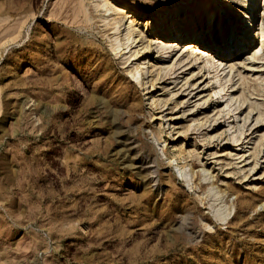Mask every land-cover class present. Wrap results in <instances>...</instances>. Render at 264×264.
I'll return each instance as SVG.
<instances>
[{
  "label": "rangeland",
  "instance_id": "1",
  "mask_svg": "<svg viewBox=\"0 0 264 264\" xmlns=\"http://www.w3.org/2000/svg\"><path fill=\"white\" fill-rule=\"evenodd\" d=\"M81 1L0 0V264H264L257 3L241 60L259 58L217 78L193 56L161 61L152 47L164 37L145 28L132 45L136 60H149L153 74L179 68L146 95L145 85L130 81L137 61L115 54L116 36ZM114 1L139 11V25L153 18L158 29H206L197 37L199 61L215 54L211 47L235 56L220 48L221 35L250 16V6L235 11L240 0ZM193 38L179 43L187 48ZM221 84L226 97L216 106L212 91ZM183 144L191 172L212 176L201 189L190 188L169 157Z\"/></svg>",
  "mask_w": 264,
  "mask_h": 264
},
{
  "label": "bare ground",
  "instance_id": "2",
  "mask_svg": "<svg viewBox=\"0 0 264 264\" xmlns=\"http://www.w3.org/2000/svg\"><path fill=\"white\" fill-rule=\"evenodd\" d=\"M261 2H262V0H240V2H239L240 4L235 5V11H237V12L241 11L240 10L241 6H245V7L250 6V8H249L250 10L248 12H246V14L250 15L249 18L242 23L241 22H238V23L235 22L231 27H229L226 30V33L221 35L223 44H220V48L225 49V50H231V51H233L234 54L237 53L235 56H232L233 54H231V53H229V55H222L223 52L222 53L219 52L218 54H216L218 51L215 48L211 47L212 51H214L215 54L214 55H208V57H206L205 60L199 61L201 56L199 55L200 56L199 57L198 54H195V53L199 52V51L197 52L198 48H200L199 44L201 43L199 41V39L204 38L206 29H201V30L181 29L178 26H173V28L165 27L164 29H158L155 27V21L153 20V18H148V19H146L147 20L146 24H142V25L140 24L139 25V18L141 17L140 13L137 10L130 9L129 5L122 4V3L117 4V3H115L114 0H82L81 1L85 10L87 12H89L90 8H92L93 11L96 13V15L100 18V21H102V23H103L102 26L106 30L112 31L113 35L116 36V38L114 39L115 40L114 44H113L114 51H115L116 55H120V57L125 58V60H124L125 63H128L132 57H133L132 59H135V60L140 57L139 56L140 50L132 51V45L135 42L139 41L140 38H142V36L144 35V32H145L144 31L145 28L151 26L152 35L154 34V38L156 40H159V38H156L158 36L155 37L156 34L157 35L161 34V36L164 37L163 38L164 42L161 41L162 43H159L154 48L152 47L153 51L158 52V54L160 55L159 58L161 59V61L164 62L165 60L173 57L174 55H177V56L179 55L178 61L181 62V61H183V59L185 57L191 58V56H193L192 59L195 60L196 64L199 63L198 68L199 67L200 68L206 67L209 64H210L211 68H215L216 71H218L217 75L215 76L216 78L219 77V73L225 72L227 68H229L228 73L230 74V72L232 70L239 68L238 65L245 63L246 60H248V59L255 60V59L259 58L258 53L254 52L251 57L244 58V61L241 60L242 53L244 51H247L250 47V45L249 44L247 45V43L250 42V40L252 43V40H253V36H252L253 33L250 30V28L254 25L255 19L252 15V11L255 9V3H257L256 7L259 10L258 18L260 20V17H261V19H262L261 24L262 25L264 24V7H263L264 3H263V6L261 7ZM228 3H230V2H228ZM256 19H257V16H256ZM168 33H172V35H168ZM194 34L196 35V37ZM225 36L227 37V40L223 39ZM192 37H194L193 40L196 39V42L188 43L187 48H185L183 45L182 46L180 45L181 44V43H179L180 41H185L186 39H189ZM167 38H168V40H166ZM155 39L150 38V41L148 40V45L145 48V52H146V49H148L151 46L152 41ZM263 40H264V35H263ZM122 41H125V42L122 43ZM146 41L147 40H145V42ZM235 46H236V48H235ZM128 48H130L129 51H127ZM199 50L202 51V49H199ZM260 50L262 51V47L260 48ZM128 53H130V54L128 55ZM126 55H128V56H126ZM217 58H218V60H216ZM145 59H143V60L138 59L139 61L136 60L137 61L136 63H134L132 65L129 64L130 74L132 76L131 77L132 79L130 81H132L136 86H139V84L145 85V89H148V91H146L145 94L149 95V94L153 93V91L156 89L155 88L156 84H157L156 81H158V83H159V80H162L167 76H168L167 79H170L172 76H174V74H176V72L178 71L179 68H176V67L169 68L170 70L165 72L163 75H161L162 70L157 69V71L155 70L156 74H153V71H151L150 67L148 66L149 60H147V59L145 60ZM178 65H180V63ZM186 65H190V62H188ZM147 68H148V70H147ZM151 68H153V66ZM190 68H192V66ZM146 70H147V73H146V77L144 78V71H146ZM226 75H225V77H226ZM177 77H178V75H176L174 78H177ZM213 80H215V79H213ZM186 84H189V83L187 82ZM148 85H149V87H148ZM195 85H196V83H194L192 86H195ZM230 87H232V86H230ZM217 88H218V90L212 91V92H214V95L217 96L215 98L217 100L215 103L216 106H218L219 103H222L226 97L225 96L226 93L222 94V92L225 90V87L223 86V84L219 85ZM218 91L220 92V94H217ZM231 91H235V90H231ZM212 92L207 94V96H206L207 98L205 99V101L203 100L204 103H203L202 107L205 105V103L208 99H210V98H212V96H214L212 94ZM190 93L191 92H189L188 94H190ZM233 98L234 97L232 95L229 96L228 98H226V100L224 101L226 103L225 106H228L230 104V102L233 100ZM150 100L154 103L155 106L161 104L164 107L166 104V103L162 104L163 102H161V101L158 102L159 100L157 101L154 96H150ZM178 104L179 103H177V101H176L175 106L177 107ZM189 106H190V104H189ZM202 107H200V108L206 109V107H203V108ZM224 110H225V108L222 110L221 109L218 110V114L223 116ZM228 114H229V112H228ZM179 117L180 116H176V118H174V120H177ZM204 120H206V122L201 121L199 124H197L196 127H194V129L201 130L198 133H202L203 130H207L206 124H207L208 119L206 118ZM244 124H245V121H244ZM257 127H259V126H256V128ZM240 129H242V127ZM187 137H188V135L186 133L184 138L186 139ZM233 137H235V135H233ZM214 138L215 137H210L209 139L213 140ZM240 140H241V138L236 139V142H238V144H236L235 146L238 147V150L242 151L241 147L243 148L245 145H244V142L243 141L241 142ZM246 143H248V141ZM244 152H246V151L244 150ZM245 156H246V154L241 155V156H239V159H242ZM169 157H170V159L173 160V162L176 161V166L178 167V169L180 171V175L182 176V178H184L188 182L189 187L192 188L193 190H195L196 187L201 189L204 186L203 181L204 182L209 181L212 177V176H209V174L202 176V174L198 175V174L193 173L194 171L191 172V168H190L188 162L186 161L187 152H186V149L184 148V144L182 146H180L179 148H177L172 153V157H171V155ZM246 159L247 158H244L241 162H243V161L245 162ZM258 164H259V160H258V158H256L255 163H254V167L251 168V171H254L255 166H257ZM187 166H189V169H187ZM206 171L207 170L205 168H202L203 173ZM200 173H201V170H200ZM246 176L247 175H245V177ZM209 184L210 183H208V186H209ZM213 186L214 185L212 184L211 187L208 188V190L209 189L213 190V189H211Z\"/></svg>",
  "mask_w": 264,
  "mask_h": 264
},
{
  "label": "snow or ice",
  "instance_id": "3",
  "mask_svg": "<svg viewBox=\"0 0 264 264\" xmlns=\"http://www.w3.org/2000/svg\"><path fill=\"white\" fill-rule=\"evenodd\" d=\"M223 39L227 40V37L225 36Z\"/></svg>",
  "mask_w": 264,
  "mask_h": 264
}]
</instances>
